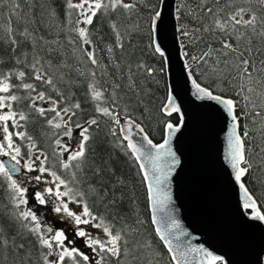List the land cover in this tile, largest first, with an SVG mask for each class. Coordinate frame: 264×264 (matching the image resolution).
Segmentation results:
<instances>
[{
  "label": "snow or ice",
  "instance_id": "1",
  "mask_svg": "<svg viewBox=\"0 0 264 264\" xmlns=\"http://www.w3.org/2000/svg\"><path fill=\"white\" fill-rule=\"evenodd\" d=\"M181 85L224 116L222 162L264 223V0H0V264H230L175 215Z\"/></svg>",
  "mask_w": 264,
  "mask_h": 264
},
{
  "label": "water",
  "instance_id": "2",
  "mask_svg": "<svg viewBox=\"0 0 264 264\" xmlns=\"http://www.w3.org/2000/svg\"><path fill=\"white\" fill-rule=\"evenodd\" d=\"M173 23L169 15L164 25V43L178 74L180 62L173 41ZM179 98L186 126L173 144L181 159L172 180L175 215L190 237H198L193 244L209 247L230 264H258L264 260V223L242 214L238 190L222 162L224 116L214 106L195 101L183 85Z\"/></svg>",
  "mask_w": 264,
  "mask_h": 264
},
{
  "label": "trees",
  "instance_id": "3",
  "mask_svg": "<svg viewBox=\"0 0 264 264\" xmlns=\"http://www.w3.org/2000/svg\"><path fill=\"white\" fill-rule=\"evenodd\" d=\"M57 3L59 5L60 0H57ZM5 16H7V13H5ZM161 94H162V90H161ZM80 98H81V100H83L82 96ZM86 107H88V106L86 105ZM85 114H87V113H85ZM28 130H29V132H31L34 135H38L39 134L38 125H30ZM146 130L149 132V136L153 140L154 143L162 142V133L160 131V128L157 126V124L153 123L152 126L150 128H147ZM41 143L44 144V140L43 139L41 140ZM45 146H46V144H45ZM248 186H249V188L251 190L255 191V196L256 197H260L261 196V192L264 191V189H261L258 184L257 185L249 184ZM136 192H137L139 210L141 212V215L147 217L148 213L145 211L146 205H145V199H144L145 189L142 188L137 183Z\"/></svg>",
  "mask_w": 264,
  "mask_h": 264
},
{
  "label": "flooded vegetation",
  "instance_id": "4",
  "mask_svg": "<svg viewBox=\"0 0 264 264\" xmlns=\"http://www.w3.org/2000/svg\"><path fill=\"white\" fill-rule=\"evenodd\" d=\"M46 214V216L48 217V216H50V218L52 219L51 221H49V222H51V223H56V219H55V216L54 215H50V214H47V213H45ZM62 223V222H61Z\"/></svg>",
  "mask_w": 264,
  "mask_h": 264
},
{
  "label": "rangeland",
  "instance_id": "5",
  "mask_svg": "<svg viewBox=\"0 0 264 264\" xmlns=\"http://www.w3.org/2000/svg\"><path fill=\"white\" fill-rule=\"evenodd\" d=\"M75 131H76V129L73 128V132H75ZM66 140H67V138H66ZM67 142H68V143H71L70 140H68ZM38 208H39V206H38ZM45 215H46V214H45ZM46 218L48 219V221H51V220H52V219L50 218V216H48V217L46 216Z\"/></svg>",
  "mask_w": 264,
  "mask_h": 264
}]
</instances>
